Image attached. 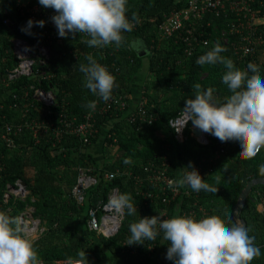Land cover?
<instances>
[{"label": "trees", "instance_id": "trees-1", "mask_svg": "<svg viewBox=\"0 0 264 264\" xmlns=\"http://www.w3.org/2000/svg\"><path fill=\"white\" fill-rule=\"evenodd\" d=\"M34 3L35 0H29L28 5ZM36 4L39 11L32 19L29 12L17 6L16 0H0V134L6 122L41 124L36 133L24 127L12 135L13 147L0 138V212L17 217L26 205L34 208L33 215L45 229L30 242L43 264L82 261V252L87 264H113V257L119 264H173L165 258L169 242H163L162 232L154 241L129 246V225L139 218L161 216L164 209L169 217L177 212L198 222L215 215L227 222L226 209L233 213L247 181L264 177L259 172L264 165V148L252 159L245 160L234 141L222 143L209 134L208 143L201 144L190 135L192 123L188 121L185 137L180 142L168 124L180 113L187 99L195 98L196 84H200L201 90L216 89L214 95L218 103L231 95L222 83L226 71L222 64L203 67L196 64L198 57L215 44L209 42L188 53L182 42L158 35V24L174 7L173 0H126V18L131 21L135 13L139 23L131 21L133 30L123 33L125 43L120 48L114 43L105 48L88 47L85 41L90 37L83 33L60 38L51 21L56 14L54 10L42 8L38 1ZM260 12L263 14L264 9ZM5 16L10 18L9 26L3 23ZM29 19L43 20L45 25L43 28L34 25L30 30L33 35H27L21 28ZM216 26L218 29L225 26L222 17L205 26L204 35L209 39L217 38ZM12 36L24 38L35 51L40 44L49 47V58L43 65L34 66L33 76L7 79L6 69H12L17 63L11 56ZM137 41L146 47V55L138 56L133 46ZM219 44L227 49L221 55L232 59L236 68L247 70L248 64L237 58L230 45ZM86 56H92L115 77L118 87L112 94L125 95V109L99 112L98 105L103 100L84 87V74L78 70L80 64H87ZM253 64L264 77V45L257 50ZM114 67L118 68L117 72ZM140 73L145 75L141 86L137 83ZM34 87L51 90L54 104L47 106L35 100ZM96 100L95 109L85 106ZM140 101L145 102L146 116L151 114V121L137 111L134 119H129L128 115ZM89 113L91 117L85 118ZM62 118L71 120L74 126L87 121V140L78 133L62 131ZM100 136L105 158L112 157L102 164L91 152ZM127 158L131 163H124ZM164 162L168 163L166 173L174 180L182 177L186 171L183 168L192 162L204 182L218 189L217 193L203 190L197 193L190 189L187 194L173 198L169 189H161L160 183L148 182L152 168H161ZM78 166L94 168L97 177V183L86 190L82 204H77L70 194ZM116 170L119 172L112 179L104 178L105 172ZM17 179L25 184L28 195L24 199L12 196L4 202L2 194L6 183L14 184ZM112 187L120 194H131L137 214H125L119 230L111 237L86 231L81 213L99 201L105 202ZM260 189H264V185L252 187L240 212L249 236L255 237V245L260 249V255L250 264H264V218L256 208L255 195Z\"/></svg>", "mask_w": 264, "mask_h": 264}, {"label": "clouds", "instance_id": "clouds-1", "mask_svg": "<svg viewBox=\"0 0 264 264\" xmlns=\"http://www.w3.org/2000/svg\"><path fill=\"white\" fill-rule=\"evenodd\" d=\"M38 3L56 13L51 21L60 38L83 33L90 37L85 41L88 47L105 48L114 43L120 48L125 43L123 33L133 30L131 21L139 23L135 13L131 21L126 18V0H38ZM34 25L43 28L45 21L29 19L21 31L33 35L30 30ZM226 51L217 42L210 51L198 57L196 64L201 67L222 64L226 68L222 83L231 95L218 103L214 95L216 89L201 90L200 84H196L195 98L187 99L182 109L183 124L176 127L169 122V125L179 133L191 121L195 128L222 143L236 142L239 154L250 160L264 148V77L253 63H248L247 70L236 68L232 59L221 55ZM85 59L87 64H80L78 69L84 74V87L104 102L109 101L113 89L118 87L115 77L92 56ZM94 104L85 106L93 107ZM124 163H131V159H125ZM183 169L186 171L180 179L169 181L173 190L189 186L197 193L202 190L217 193L218 189L204 182L192 162ZM259 172L264 175V165L260 166ZM105 207L119 216L137 214L129 193L110 196ZM226 216L227 222L215 215L198 222L185 216L139 218L138 222L129 225L131 235L127 245L154 241L162 232L163 239L169 242L165 258L173 264H250L260 255L255 237L249 236V230L241 222L232 219L231 210L226 209ZM22 232L19 217L0 212V264H42L33 244L23 238ZM80 255L82 261L78 264H87L85 252Z\"/></svg>", "mask_w": 264, "mask_h": 264}, {"label": "built area", "instance_id": "built-area-1", "mask_svg": "<svg viewBox=\"0 0 264 264\" xmlns=\"http://www.w3.org/2000/svg\"><path fill=\"white\" fill-rule=\"evenodd\" d=\"M38 0L31 6L28 5L29 0H16V4L22 10L31 14V18L34 19L35 14L39 11V7L36 4ZM174 7L165 14L162 21L158 24V35L165 39H174V41H180L185 44V51L190 53L197 48L207 46L209 42L216 44L217 42L223 45H230L234 54L238 59L248 63H255L256 53L260 46L264 45V13L261 14L260 9H264V0H173ZM254 4L258 9H255ZM222 17L225 22V26L220 29H215L217 38L209 39L204 35L205 26H210L214 19ZM3 23L7 26L10 25V18L5 16ZM211 40V41H210ZM11 43V56L16 60V65L12 69H6L7 79H14L19 76H31L34 74L33 68L35 66V59L40 58L42 62L50 56V49L47 45L40 44L37 46V50H33L30 43L20 36H12L10 38ZM113 66V64H112ZM105 67V66H104ZM117 72L118 68H115ZM32 97L42 102L43 104L50 106L54 104V93L49 89H43L41 87H34ZM97 100L95 101L92 110L95 109ZM144 101L138 102L134 110L128 115L129 119H134L136 111L144 116L149 121L152 120V116L147 115L144 108ZM99 112H107L111 109H125L126 100L125 95L122 93L112 94V98L98 105ZM184 108V107H183ZM90 113L85 118L89 119ZM185 120L183 111L181 110L178 115L169 120V122L176 127L183 124ZM63 127L61 130L75 132L84 137V141L87 140L86 134L88 128L86 122H81L76 126L73 125L71 120L66 118L61 119ZM168 122V124H169ZM188 123V122H187ZM170 126V125H169ZM187 124L182 130L177 133L172 129L174 137L178 141H182L185 137L184 131ZM24 127H30L33 133H36L37 129L41 127L39 122L22 121L17 123H4V131L1 132L0 138L6 142L7 146L13 147L12 135L20 132ZM194 126L190 127V135L195 138L201 144L208 143L207 133H201L199 136H195L192 133ZM58 130V129H57ZM60 130V129H59ZM2 166H0V170ZM198 172L199 169L195 168ZM167 162H164V166L157 168L154 172V181H158L162 184L163 189H169L173 195H179L182 193L180 188L173 190L169 187V181L174 180L173 177L168 176L166 173ZM94 168L78 166L75 183L71 187V197L74 198L77 204H82L85 200L86 190L97 183V177L93 173ZM118 171L105 172L104 178L106 180L112 179ZM189 191L186 190L187 194ZM29 191L25 184L17 179L14 184L6 183V188L2 194L4 202L14 196L15 198L24 199L28 195ZM120 194L116 187H112L107 194L105 202H97V204L91 206L87 210V226L89 230H93L104 237H111L119 230L124 216H119L111 212L105 207L108 203L110 196ZM258 203L260 204V213L264 218V189L257 190L255 192ZM21 222L23 229L22 236L25 239L31 241L36 235L42 233L43 228L40 226L39 218L33 215V208L30 205H26L25 208L17 215ZM72 264H78L79 260H71ZM43 264V263H42ZM68 264V261L65 262Z\"/></svg>", "mask_w": 264, "mask_h": 264}, {"label": "crops", "instance_id": "crops-1", "mask_svg": "<svg viewBox=\"0 0 264 264\" xmlns=\"http://www.w3.org/2000/svg\"><path fill=\"white\" fill-rule=\"evenodd\" d=\"M133 46H134V49H136L138 46H143V43L142 42H139V41H137V42H135L134 44H133ZM147 54V53H146ZM132 100L134 101V102H136V98H134V97H132ZM137 105V104H136ZM135 105V106H136ZM181 142V141H180ZM96 145L98 146L99 145V147H98V149H99V151H100V156H98V150L97 149H93V147H96ZM91 152H92V154H93V156H94V158L100 163V164H102L103 163V161L104 160H111V156L109 157V158H105V156H104V152H103V147H102V136H100L99 137V139L96 141V143L91 147ZM167 165H168V163H167ZM164 166V164H162V167ZM146 167V166H145ZM157 170V168H152V170L150 171V174H149V177H148V182H158V181H154L155 179H154V176H153V174H154V172ZM116 171H118L119 172V170H116ZM168 176H170V175H168ZM172 177V176H171ZM176 178H178V175H177V177ZM181 178V177H180ZM180 178H178V179H180ZM176 180V179H175ZM140 183H142L141 181H140ZM158 183H160V182H158ZM160 186H162V184L160 183ZM161 189H163L162 187H161ZM161 189H159V190H161ZM191 188L189 187V186H184V187H182V188H180V191L182 192V193H180V194H186L185 193V191L186 190H190ZM150 193H151V191H149ZM148 193V192H147ZM146 193V194H147ZM176 196H178V195H173L172 194V197L174 198V197H176ZM32 207V206H31ZM33 208V207H32ZM256 208H257V210L260 212V204L257 202V205H256ZM33 211H34V208H33ZM176 216H180L179 215V213H177V212H175L171 217H169V215L167 214V211L164 209L163 211H162V213H161V218L162 219H171V218H173V217H176ZM189 217V216H188ZM85 219V220H84ZM81 221L82 222H84L85 221V226H86V231H91V230H89L88 229V226H87V212H85V211H83L82 213H81ZM40 226L43 228V230L45 229V227L43 226V225H41V223H40ZM95 233H97V232H95ZM97 234H99V233H97ZM40 235V234H39ZM39 235H36L31 241H33V240H35L36 238H38V236ZM165 240H163V242H164ZM71 261V260H70ZM80 261V260H79ZM113 264H119L118 263V260L115 258V257H113Z\"/></svg>", "mask_w": 264, "mask_h": 264}, {"label": "water", "instance_id": "water-1", "mask_svg": "<svg viewBox=\"0 0 264 264\" xmlns=\"http://www.w3.org/2000/svg\"><path fill=\"white\" fill-rule=\"evenodd\" d=\"M135 51L137 52L138 56H144L147 53V49L146 47L143 46H138ZM192 133L195 136H199L202 131L197 129V128H193L192 129ZM255 185H264V177L260 176V177H256V178H252L250 180L247 181L246 185L242 188V190L240 191L238 198L236 200V203L234 205V210H233V218L234 220H238L239 222H241L245 227V221L241 218L240 216V212L244 207V204L248 198V196L251 193L252 187ZM252 201H254V198H251Z\"/></svg>", "mask_w": 264, "mask_h": 264}, {"label": "rangeland", "instance_id": "rangeland-1", "mask_svg": "<svg viewBox=\"0 0 264 264\" xmlns=\"http://www.w3.org/2000/svg\"><path fill=\"white\" fill-rule=\"evenodd\" d=\"M35 61H36L35 65H43L44 64V62H42V60L40 58H38V59L36 58ZM31 76H33V74ZM144 80H145V75L143 73H140L137 83L140 84V86H141V84H143ZM98 147H99V145L98 146L96 145V147H93V149H97L98 150V156H100V151H99Z\"/></svg>", "mask_w": 264, "mask_h": 264}]
</instances>
